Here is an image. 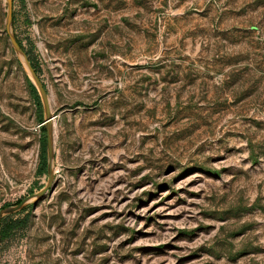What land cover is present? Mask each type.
<instances>
[{
  "label": "rangeland",
  "instance_id": "374dc122",
  "mask_svg": "<svg viewBox=\"0 0 264 264\" xmlns=\"http://www.w3.org/2000/svg\"><path fill=\"white\" fill-rule=\"evenodd\" d=\"M4 10L0 206L46 176L42 104ZM13 13L48 90L55 178L12 213L26 220L0 264H264V0H13Z\"/></svg>",
  "mask_w": 264,
  "mask_h": 264
},
{
  "label": "water",
  "instance_id": "95a60500",
  "mask_svg": "<svg viewBox=\"0 0 264 264\" xmlns=\"http://www.w3.org/2000/svg\"><path fill=\"white\" fill-rule=\"evenodd\" d=\"M4 29L8 36L10 47L16 55L17 60L24 72L35 86L42 104L44 124V153L46 164V176L44 182L37 188L24 194L18 201L10 202L0 206V243L1 219L3 216L22 210L29 204H35L54 186L55 178V148H54V120L51 112L49 94L47 87L40 77V74L33 65L26 49L20 44L13 25V0H5Z\"/></svg>",
  "mask_w": 264,
  "mask_h": 264
},
{
  "label": "trees",
  "instance_id": "16d2710c",
  "mask_svg": "<svg viewBox=\"0 0 264 264\" xmlns=\"http://www.w3.org/2000/svg\"><path fill=\"white\" fill-rule=\"evenodd\" d=\"M13 19H14V13H13ZM18 40H19L20 44L24 47L22 41L19 38H18ZM32 63H33V61H32ZM33 65L35 66V68L37 70L36 65L34 63H33ZM30 84H31V87H32V89L34 91V88L35 87H34V85H33V83L31 81H30ZM42 130H43V126H42ZM41 138H42V140H44L45 139V136L42 135ZM39 169L42 170V171H45L46 170V165H45V161H44V155H42V160H41ZM19 199L20 198L16 199L15 201H18ZM7 203H10V202L8 201V202H5L4 204H7ZM26 207H24L23 209H25ZM26 215L27 214H25L23 216H20V217H17V216L14 217V216H12V213H11V214H7V215L3 216L2 219H1V235H2V238H4L6 235H8L9 231L12 229V227H13L14 224H16V223L17 224H22L26 220V218H25ZM4 219H7L5 223H4Z\"/></svg>",
  "mask_w": 264,
  "mask_h": 264
}]
</instances>
